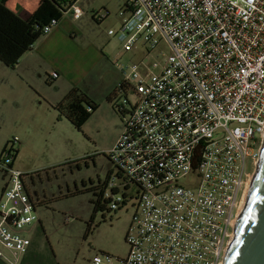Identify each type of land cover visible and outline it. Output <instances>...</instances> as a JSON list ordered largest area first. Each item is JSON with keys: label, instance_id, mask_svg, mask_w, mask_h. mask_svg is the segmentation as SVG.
I'll return each instance as SVG.
<instances>
[{"label": "built area", "instance_id": "2783aa9c", "mask_svg": "<svg viewBox=\"0 0 264 264\" xmlns=\"http://www.w3.org/2000/svg\"><path fill=\"white\" fill-rule=\"evenodd\" d=\"M54 1L63 16L83 14L79 0ZM118 15L107 34L144 57L114 63L122 130L95 186L104 209L130 198L134 211L126 257L96 252L89 264H220L264 125V0H126ZM16 143L0 153L5 264H25L38 221Z\"/></svg>", "mask_w": 264, "mask_h": 264}, {"label": "rangeland", "instance_id": "374dc122", "mask_svg": "<svg viewBox=\"0 0 264 264\" xmlns=\"http://www.w3.org/2000/svg\"><path fill=\"white\" fill-rule=\"evenodd\" d=\"M125 2L79 0L83 10L79 18L64 15L32 46L39 53L43 49L39 42L58 33L54 50L82 73L79 88L97 109L80 128L48 103L57 80H49V66L38 60L32 70L27 68L33 74L28 80L23 70L0 61V151L17 138L15 167L27 173L24 182L36 202L38 221L31 240L52 264H89L96 252L119 258L128 252L126 233L134 211L131 199L116 210L94 211L90 200L95 195L89 190L91 182L103 181L112 168L104 153L122 130L121 115L112 105L120 99H107L121 76L114 63L124 65L144 57L142 48L124 52L118 40L107 34L109 28H117L118 12ZM96 16L104 17L98 20ZM149 60L146 56L145 61ZM60 76L64 75L59 72ZM128 98L134 100L132 94ZM4 183L0 171V190Z\"/></svg>", "mask_w": 264, "mask_h": 264}, {"label": "trees", "instance_id": "16d2710c", "mask_svg": "<svg viewBox=\"0 0 264 264\" xmlns=\"http://www.w3.org/2000/svg\"><path fill=\"white\" fill-rule=\"evenodd\" d=\"M5 0H0V61L13 68L20 56L29 51L35 41L42 35V28L50 19L61 20L63 17V8L54 0H41L37 8L32 13L30 19L22 20L4 5ZM115 90L108 94V100H114ZM113 109L119 113L114 103ZM64 115L76 128L82 124L97 109V104L93 102L79 88L72 87L54 106ZM120 114V113H119ZM7 145L5 143L1 151ZM0 151V153H1ZM15 151V156L17 154ZM14 156V157H15ZM89 187L93 191L95 199L90 200L93 210L104 209L100 206L99 193L96 192L98 186ZM33 243V241H32ZM25 264H52L51 261L42 258L36 248H30V251L24 258ZM56 264V263H54Z\"/></svg>", "mask_w": 264, "mask_h": 264}, {"label": "water", "instance_id": "95a60500", "mask_svg": "<svg viewBox=\"0 0 264 264\" xmlns=\"http://www.w3.org/2000/svg\"><path fill=\"white\" fill-rule=\"evenodd\" d=\"M230 230L220 264H264V125L253 170Z\"/></svg>", "mask_w": 264, "mask_h": 264}, {"label": "crops", "instance_id": "0c3cea01", "mask_svg": "<svg viewBox=\"0 0 264 264\" xmlns=\"http://www.w3.org/2000/svg\"><path fill=\"white\" fill-rule=\"evenodd\" d=\"M40 1L41 0H5L4 5L8 9H10L15 15H17L20 19L28 20V19H30L34 10L39 5ZM57 36H58V33H55L54 36L52 34L51 38L40 41L38 46L41 44L43 49H41V51L39 53L36 52L37 48H36V50L34 48V51H33V48H31L29 51L24 52L20 56V58L18 59L17 63L15 64L16 69L18 71L23 70V73L25 74V76L27 77L28 80L32 79L33 74L29 73L30 70L28 72L26 70H27V68H30L32 70V68H34L35 63L38 60H41L46 66H49L51 68L49 73L52 71H56L58 73V76L55 78L57 80L54 83L55 93H54L53 97L47 98L48 103L51 106H53V108H55L54 106L56 105V103H58L59 100L72 87L77 86V88H79V80L81 79V76H82V73H80V70L78 67L73 68V67L69 66L68 63L66 62L67 61L66 57H64L61 54H57V52L54 50L55 49L54 44L58 40ZM120 49H121V46H120ZM5 66L8 67L7 65H5ZM58 71L60 73H62L64 76L59 77ZM118 72H119V75H121L120 71H118ZM27 73H28L29 77L27 76ZM47 75H48V73H47ZM120 79H121V76H119L118 81ZM115 86H116V84H115ZM56 91L58 92V94L56 93ZM82 92L85 93L84 91H82ZM107 92L105 90L104 94H106ZM121 129H122V123H121ZM17 153H18V151H17ZM16 156H17V154H16ZM16 156H15V159L13 162L14 167H15ZM18 165H21V164H18ZM17 169H19V168H17ZM19 170H21V169H19ZM110 171H111V169L108 171V173ZM26 188H27V186H26ZM0 192H1V190H0ZM0 264H5V263L2 260H0Z\"/></svg>", "mask_w": 264, "mask_h": 264}, {"label": "flooded vegetation", "instance_id": "af4514ba", "mask_svg": "<svg viewBox=\"0 0 264 264\" xmlns=\"http://www.w3.org/2000/svg\"><path fill=\"white\" fill-rule=\"evenodd\" d=\"M31 247L35 249V244H34V243H32Z\"/></svg>", "mask_w": 264, "mask_h": 264}, {"label": "snow or ice", "instance_id": "6c2138e0", "mask_svg": "<svg viewBox=\"0 0 264 264\" xmlns=\"http://www.w3.org/2000/svg\"><path fill=\"white\" fill-rule=\"evenodd\" d=\"M251 211V210H250Z\"/></svg>", "mask_w": 264, "mask_h": 264}]
</instances>
